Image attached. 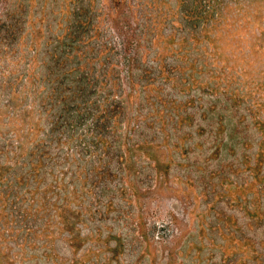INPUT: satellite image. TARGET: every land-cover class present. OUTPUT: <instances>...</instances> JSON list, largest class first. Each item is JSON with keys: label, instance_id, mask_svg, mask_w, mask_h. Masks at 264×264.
Returning a JSON list of instances; mask_svg holds the SVG:
<instances>
[{"label": "rangeland", "instance_id": "rangeland-1", "mask_svg": "<svg viewBox=\"0 0 264 264\" xmlns=\"http://www.w3.org/2000/svg\"><path fill=\"white\" fill-rule=\"evenodd\" d=\"M0 264H264V0H0Z\"/></svg>", "mask_w": 264, "mask_h": 264}]
</instances>
